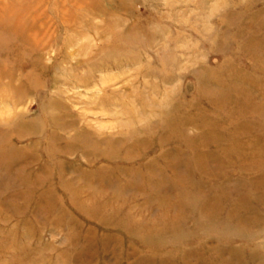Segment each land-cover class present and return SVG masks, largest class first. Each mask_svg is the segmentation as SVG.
I'll return each mask as SVG.
<instances>
[{
  "label": "rangeland",
  "instance_id": "rangeland-1",
  "mask_svg": "<svg viewBox=\"0 0 264 264\" xmlns=\"http://www.w3.org/2000/svg\"><path fill=\"white\" fill-rule=\"evenodd\" d=\"M221 261L264 264V0H0V264Z\"/></svg>",
  "mask_w": 264,
  "mask_h": 264
},
{
  "label": "bare ground",
  "instance_id": "bare-ground-1",
  "mask_svg": "<svg viewBox=\"0 0 264 264\" xmlns=\"http://www.w3.org/2000/svg\"><path fill=\"white\" fill-rule=\"evenodd\" d=\"M6 162L9 166L10 160L7 161V159H6ZM220 187L221 186H215L213 188V192L220 189ZM229 188H233V187L230 186ZM233 189H235V188H233ZM242 189L240 188L239 190L242 191ZM224 199L226 200V197ZM233 203H235V201H233ZM222 214H224V215H222ZM232 217L233 216H232L231 211L227 212L224 208L219 209L217 207H214L212 209V241H214V242H212V244L216 245V247L214 249L216 254H217V251H222L223 249H225V250L229 251L230 255L235 256L236 253L238 252V250L236 247H234L233 243H235L237 241H248L254 237V235L251 233L245 234L244 232H242L240 230L242 228L240 226H237L235 224V222H233ZM247 220H249V219H247ZM201 221H203V220H201ZM170 232H171L170 230L165 232V233L161 231V233H164L165 235L169 234ZM160 235H162V234H160ZM165 235H163V237ZM170 236L168 238H170ZM155 239H157V238H155ZM161 239H162V237H161ZM250 259L251 260L253 259L252 255H251ZM212 263H214V262H212ZM219 264H228V262L227 261H221Z\"/></svg>",
  "mask_w": 264,
  "mask_h": 264
}]
</instances>
